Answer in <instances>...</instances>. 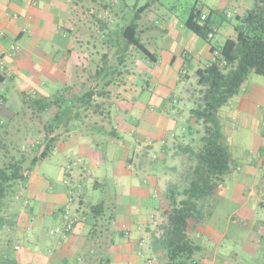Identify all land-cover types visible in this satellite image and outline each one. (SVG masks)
Wrapping results in <instances>:
<instances>
[{
    "label": "crops",
    "instance_id": "obj_1",
    "mask_svg": "<svg viewBox=\"0 0 264 264\" xmlns=\"http://www.w3.org/2000/svg\"><path fill=\"white\" fill-rule=\"evenodd\" d=\"M119 1L123 0H115L117 3ZM154 1L156 0H150V2ZM151 8L153 6H150V10ZM213 8L219 11L216 6ZM147 12L142 15L140 21V34L144 42L149 40V35L156 28L146 21ZM113 14L106 0H0V63L1 61L5 63L4 69H0L1 114L6 115V118L11 117L14 112L8 106L14 101L21 100L22 103L28 100L45 101L67 93L65 90L63 92L58 82L59 78L63 76L69 78L70 86L67 91L73 96L91 90L96 93L103 92V90L108 92L109 88L105 85L108 78L106 77L103 81V75H107L108 64L104 56H107L112 49L110 45H114V42H109L106 38L109 30L108 20ZM214 25L217 31L213 39L218 33V27L215 23ZM185 39L187 40L186 48L179 54L169 57L164 68L159 71L160 73L152 71L153 76L150 78V80L154 79L158 86L157 89H161L159 85L165 77L173 78L178 84H181L177 94L168 98H160L157 102L164 112L176 115L178 121L174 118L168 119L163 114L156 112L151 101L146 105L139 104V106L128 103L126 99L113 102L117 93L122 92L124 85H120L112 96V103L106 101L107 105L112 104L110 110L112 125L106 123L108 128L100 127L98 129L91 121L81 123L87 126L88 131L90 129L100 130L99 136L102 138L106 135V130L113 127H117L122 132L118 136L122 140L121 149L124 152L120 155L121 159L118 158L120 165L114 177L115 185L119 186L115 231L119 232L121 237L114 240L111 249V264H141V262L145 263L147 259L162 258L154 252L152 246L153 236L157 232L156 226L160 222V215H162L165 205L164 193L166 190H162V185L167 182L168 176L162 171V168L170 153L174 154V147L177 145L184 147V141L188 142L185 136L187 126L182 125L179 135H175L172 130L181 124L180 121L184 114V108H181V105L186 102L192 103L196 98L194 91L198 89V87L192 88L193 92H190V88L186 84V81L190 79L186 66L194 58L201 61L202 52L208 60V65L215 59L211 51L212 44L205 40L203 43L200 40L202 38L189 30L184 23ZM13 47L17 48L14 53ZM65 50L66 52H64ZM180 57L183 61V69L178 74L175 71L176 59ZM157 58L154 65H159L160 61L163 62L158 55ZM151 64L146 61L144 66L147 68ZM99 68H104L106 73L102 72L98 79L96 72ZM148 68L145 71L152 69ZM137 78V74L132 71L127 82L134 86ZM99 98L96 96V99ZM104 110L107 113V110ZM135 111L138 116L136 126L126 122V117L132 116ZM28 113L32 117V113ZM56 113V108H53L42 116L38 113V117L35 119L27 118L26 122L29 127L42 130L44 124ZM77 123L73 122L70 129ZM74 130L72 129L70 134H62L59 137L57 150H78L82 162L86 160L83 171H76L73 168L63 171V175L78 188V183L81 182L79 180L88 169L86 167L92 165L94 169H99L101 168L99 163L105 162L106 158L102 161L103 155L94 148L96 144L93 136L88 133L81 134L80 129ZM94 136L98 135L94 134ZM159 147L162 148L160 152H158ZM255 164L257 163L255 162ZM258 170L255 166L253 169L248 168L247 171L258 174ZM32 174L28 178H31ZM47 180L48 178L45 176L44 181L48 185L49 181ZM24 185L21 186L20 193L29 203L25 205V209L21 210L20 215V236L17 244L20 246L21 264L66 263L71 257L72 249L77 244L75 237L78 238L86 231L87 220L85 211L82 210V207L86 206L84 196L80 194L74 200L71 194L67 195L68 201L63 215L68 211L66 208L69 207L70 202H76L72 215L75 221L73 231L61 238L46 241L44 240L46 237L43 236L44 226L38 220L45 219L48 215L52 216V208H43V205H40L39 208L31 207V200L24 191L27 189ZM58 196L61 195L58 194ZM79 198L82 199L79 203L82 205L81 208L78 206ZM153 198L158 202L157 206L151 209L152 203L150 202ZM206 205V201L204 205L200 204L203 213L206 211ZM25 219L30 224L29 228L23 225ZM202 230V227L199 226L191 235L197 242L203 234ZM207 233L211 234L215 240H221L219 235L211 229ZM25 242L28 243V246L25 245ZM145 250L155 257H147ZM204 251L206 249L204 250L203 247L202 252ZM196 261L198 262V260Z\"/></svg>",
    "mask_w": 264,
    "mask_h": 264
},
{
    "label": "rangeland",
    "instance_id": "obj_2",
    "mask_svg": "<svg viewBox=\"0 0 264 264\" xmlns=\"http://www.w3.org/2000/svg\"><path fill=\"white\" fill-rule=\"evenodd\" d=\"M106 2L109 3L110 10L114 13L108 20L109 30L106 38L109 42H114V45H110L112 49H110L108 55L113 66H117L119 71L124 72L109 87V92L114 94L117 87L124 85L121 93L128 103H134L139 106V104L146 105L151 101L156 112L163 114L168 119H177V121L178 117L176 115H170L171 112H164L157 102L160 98H168L177 94L181 84H178L173 78L167 79L165 77L160 82L159 86L161 89H157L158 86L154 79L150 80V78L153 76L152 71L160 73L159 71L164 68L163 66L166 65L165 63L168 62L169 57L179 54L186 48L187 40H184V20L189 16L192 8L197 5L202 15L207 16L210 15L211 9H214L213 6L219 9L220 15L216 13L212 15V21L218 27V33L215 39L212 40V44L220 47L228 38L236 36L235 28L241 25L237 15L243 16L247 11L256 7L255 0H156L154 2H150V0H123L118 3L115 0H106ZM149 3H151L153 8L151 10L149 8L146 13V21L150 25L156 26V28L152 30L153 33L149 35L150 38L145 43L163 62L160 61L159 65L152 63L151 66H147V68L149 67L148 69H152L145 71L147 68L144 65H146L147 60L144 59L143 54L138 49L132 47L127 54L125 66L122 68L121 65L118 66L117 56L126 49V44L121 37L123 28L131 23L139 7ZM229 13L232 18L227 17ZM200 40L204 43V39ZM61 45L65 44L62 43ZM201 55V61L194 58L186 66V71L190 75V79L186 81V84L190 88V92H193L192 88L198 87L196 71L199 68L208 66V60H206L204 52ZM182 69L183 61L180 57L176 59L175 71L179 74ZM132 71L138 76L134 86L127 82ZM59 79L60 87L63 92L65 90L68 94L69 78L63 76ZM194 92L197 97L198 89H195ZM8 107L11 108L12 112L19 111L23 113V110H25L21 100L12 102ZM181 108H184V114L180 121L181 124L172 130L175 135L181 133L183 126L188 127L191 110L195 108V99L192 103H184ZM114 110L117 111V109ZM21 116L25 118V115ZM137 119L138 116L135 111L132 116L126 117V122L136 126L138 124ZM218 119L224 144L231 155L230 172L224 177L217 192L206 200V211L203 213L205 220L200 225L203 229V234L198 239V243L206 251L196 255V260H198L199 264H256L261 256L258 252L257 234L254 231V227L264 223V206L260 205L261 202H264V195L259 189L262 178L260 171L262 160L257 156L259 151L264 153V76L251 72L239 94L233 97L220 110ZM115 128L117 129V127ZM195 128L203 131L202 126ZM72 129H80L85 134L88 131L87 126L81 123H77ZM91 131L92 133L90 134L98 135L94 136L93 139L96 144L94 148L103 155L102 161L105 158L106 160L103 163H99L101 166L99 169H94L92 165H88L86 167L88 169L83 173L82 179L79 180L81 182L80 184L78 183V188L70 179L63 175L64 170L67 171L72 168L76 171H83L86 166V160L82 162V157L78 150H56L50 158L36 166L31 178H28L24 185L27 188L24 191H26L31 200V207L35 208L37 206L39 208L40 205H43V208H52V216L48 215L45 219L38 220L44 226L43 236L46 237L44 239L46 241L63 237L61 234L52 235L51 232L58 227L62 228L64 224L63 210L67 205V195L71 194L76 200L78 195L82 194L86 200V206L82 207L87 220L86 231L79 235L78 238L75 237L77 244L71 251V257L63 264H74L85 247L86 236L93 225L91 206L98 204L103 199H110V201L112 200L115 203V207L117 206L119 186L115 185L116 179L114 177L120 165V155L124 152L121 149L122 140L120 138L116 139L114 136H104L102 138L99 136L101 133L97 132V130ZM117 131L118 134L122 133L118 129ZM201 135H194L197 142L191 145L196 150L198 149ZM39 137L40 134L38 132H32L29 139L36 142ZM187 144H189V141H184V145ZM160 151H162L161 147L158 148V152ZM173 151L174 154L170 153L162 168V171L168 176L167 182L162 185V190H166V187L173 185L178 186L179 190L182 191L187 186L184 173L189 166L188 156L179 149L178 145L174 147ZM98 157L100 156L98 155ZM255 166L259 169L258 174L247 171L248 168L253 169ZM45 176L48 178V185L44 181ZM58 194L61 196H58ZM154 199H151L150 202L152 203L151 209L157 206L158 200ZM80 201H82L81 198L78 199L79 208L82 206L79 205ZM204 202H200V204L204 205ZM75 205L76 202L74 203L73 201L66 208L71 215L75 211ZM159 220L160 222L157 223L156 229L166 221L163 214L160 215ZM23 225L26 228L30 227L26 219L23 221ZM207 228L217 233L221 240H215L211 234L207 233L208 230H205ZM19 234L20 232H18V237L20 236ZM119 237H121V234L116 232L115 238L118 239ZM25 245L28 246V243L25 242ZM145 252L147 257L154 256L147 250ZM148 260L145 263L141 262V264H149ZM155 261L157 262L154 264H165V260L162 258L155 257Z\"/></svg>",
    "mask_w": 264,
    "mask_h": 264
},
{
    "label": "trees",
    "instance_id": "obj_3",
    "mask_svg": "<svg viewBox=\"0 0 264 264\" xmlns=\"http://www.w3.org/2000/svg\"><path fill=\"white\" fill-rule=\"evenodd\" d=\"M255 1L254 9L237 16L241 25L235 28L236 36L228 38L220 47L212 44L216 33L212 15H220L218 10L211 9L207 20L201 21L202 12L196 5L184 22L189 30L212 44L211 51L215 59L207 67L196 71L198 95L185 133L189 144L179 147L188 156L189 166L184 173L187 186L182 191L178 186H168L162 209L166 221L158 226L153 236L154 252L165 260V264H198L195 257L203 251V247L191 235L205 220L200 202L212 197L230 172L231 155L224 144L218 115L239 94L251 72L264 76V0ZM150 6L139 7L131 23L123 28L121 37L126 49L117 56L118 66L122 68L132 47L138 49L147 61L157 62V54L147 47L140 34L142 15ZM211 33L214 34L213 38L209 37ZM104 58L108 64L103 81L108 78L105 85L109 88L124 72L113 66L109 55ZM102 72L106 73L104 68L97 70L98 79ZM96 96L100 98L96 99ZM112 96L111 92L105 90L99 93L91 90L78 96L64 93L51 100H28L22 103L25 109L23 113L16 111L8 118L0 111V264L22 262L19 251L15 249L21 210L25 209L28 202L20 193L21 186L39 163L56 152L59 137L70 134L73 122L91 121L98 129L108 128L106 123L112 125V104L106 103H112ZM124 100L123 94L117 93L113 102ZM53 108H56L57 113L44 124L42 130L28 126L26 119L31 117L28 112L32 113L31 119H35L38 113L42 116ZM21 115H25V118ZM199 126L203 127V131L195 128ZM98 129L97 132H100ZM32 132L40 134L36 142L29 139ZM80 133L84 132L80 130ZM195 134H202L197 150L191 145L197 142ZM118 135L117 129L113 127L106 130L105 136L119 139ZM257 156L262 160L259 189L264 195V153L259 151ZM260 205L264 206V202ZM91 214L92 229L86 236L85 247L76 264H111V249L116 233L115 203L103 199L91 206ZM254 231L261 256L256 264H264V223L254 227Z\"/></svg>",
    "mask_w": 264,
    "mask_h": 264
},
{
    "label": "built area",
    "instance_id": "obj_4",
    "mask_svg": "<svg viewBox=\"0 0 264 264\" xmlns=\"http://www.w3.org/2000/svg\"><path fill=\"white\" fill-rule=\"evenodd\" d=\"M227 17L228 18H231L232 15L229 13L227 15ZM207 18H208V16L203 14L201 16V21H206ZM216 31L217 30L215 28L214 32H216ZM213 35L214 34L211 33L209 37L210 38H213ZM12 51H13V53L16 52L17 51V48L16 47H13L12 48ZM4 67H5V63H4V61H1V63H0V69H4ZM26 204H28V202H26ZM63 219H64V226L62 228H57L55 231H52L51 232L52 235L61 234V235L65 236V235H67V234H69V233H71L73 231L74 225H75V221L73 220L72 215H71V213L69 211H66ZM15 249L17 251H19L20 250V246L17 244L16 247H15ZM155 262H156L155 259H149L148 260V263L149 264H154Z\"/></svg>",
    "mask_w": 264,
    "mask_h": 264
}]
</instances>
